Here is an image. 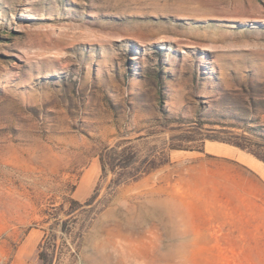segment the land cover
Segmentation results:
<instances>
[{"label":"rangeland","instance_id":"374dc122","mask_svg":"<svg viewBox=\"0 0 264 264\" xmlns=\"http://www.w3.org/2000/svg\"><path fill=\"white\" fill-rule=\"evenodd\" d=\"M0 260L264 264V0H0Z\"/></svg>","mask_w":264,"mask_h":264},{"label":"trees","instance_id":"16d2710c","mask_svg":"<svg viewBox=\"0 0 264 264\" xmlns=\"http://www.w3.org/2000/svg\"><path fill=\"white\" fill-rule=\"evenodd\" d=\"M130 150V147L123 148L120 152H117V146L112 148H105L103 151V154L100 156V164H101V170L103 173L108 168L110 171L114 172L116 169L121 168L122 170L127 169L130 167L131 164H128L127 162L122 161V158L128 159V155L125 156V152ZM129 152V151H128ZM168 162L165 154H161L159 157L153 158L151 160L145 161V166H143L141 169V174L148 175L149 173L157 170L158 168L164 166ZM127 163V164H126ZM137 171V169H135ZM120 175V174H119ZM133 179H136L133 178ZM132 179V180H133ZM94 199V195L89 198L84 204H79L78 202H75L72 200L73 203H76L77 205H91L92 201ZM43 243L39 245V252H38V258L42 262L44 261L42 256H45Z\"/></svg>","mask_w":264,"mask_h":264},{"label":"built area","instance_id":"2783aa9c","mask_svg":"<svg viewBox=\"0 0 264 264\" xmlns=\"http://www.w3.org/2000/svg\"><path fill=\"white\" fill-rule=\"evenodd\" d=\"M0 264H7V263H5V262H3V261L0 260Z\"/></svg>","mask_w":264,"mask_h":264},{"label":"crops","instance_id":"0c3cea01","mask_svg":"<svg viewBox=\"0 0 264 264\" xmlns=\"http://www.w3.org/2000/svg\"><path fill=\"white\" fill-rule=\"evenodd\" d=\"M255 168V167H254ZM257 169V168H256ZM18 262H20V260L18 261Z\"/></svg>","mask_w":264,"mask_h":264}]
</instances>
